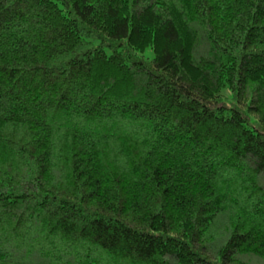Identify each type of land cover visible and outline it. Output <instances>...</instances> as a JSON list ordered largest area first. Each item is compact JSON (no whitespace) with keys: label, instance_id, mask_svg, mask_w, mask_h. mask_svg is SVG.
Wrapping results in <instances>:
<instances>
[{"label":"trees","instance_id":"1","mask_svg":"<svg viewBox=\"0 0 264 264\" xmlns=\"http://www.w3.org/2000/svg\"><path fill=\"white\" fill-rule=\"evenodd\" d=\"M0 264H264V0H0Z\"/></svg>","mask_w":264,"mask_h":264}]
</instances>
